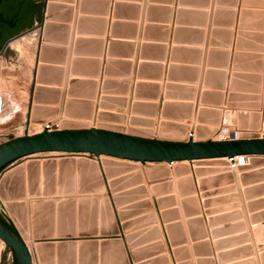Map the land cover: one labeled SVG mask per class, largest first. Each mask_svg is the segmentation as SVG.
<instances>
[{
    "label": "water",
    "instance_id": "1",
    "mask_svg": "<svg viewBox=\"0 0 264 264\" xmlns=\"http://www.w3.org/2000/svg\"><path fill=\"white\" fill-rule=\"evenodd\" d=\"M92 2L94 1L47 0L43 12L44 19L46 15L47 21L43 19L44 23L20 33L3 47L0 52V73L2 57L9 48L8 46L15 39L42 26L39 65L36 74L37 85L33 101L42 103L45 102L46 97H49L52 89L44 86L45 83H56L59 86L64 81L63 98L66 97L68 86H70L68 95H73L76 86L72 78L76 71L72 65L74 62L72 55L79 53L80 39L76 35L81 34L80 26L84 19V17H79V13H93ZM67 4H74V6ZM98 4L101 5V11L104 10L106 13L108 1L101 0ZM167 12L170 17L171 10L168 9ZM180 12L181 10L179 15ZM166 21L170 19L167 18ZM68 24H72V27L70 28ZM69 38L66 62L65 49L59 45L66 44ZM51 59L58 65L67 64L64 78L61 68L47 65ZM233 80L235 77H232V83ZM53 91L58 100L59 89H53ZM87 94L90 98L95 96L94 86L87 87ZM205 94L206 97L211 95V93ZM219 98H222V95H219ZM109 102L110 100L105 97L100 100L102 108L107 107ZM221 102L220 100L219 104ZM239 102V98L230 95L227 104L230 109L243 107V110L238 113V127L244 130L247 127L246 109L250 108L240 105ZM78 112L69 103L65 104V101H62L60 110L56 107L34 106L30 119L32 124L54 125L58 123L60 130H46L32 136L18 137L0 145V172L21 159L43 153L91 155L96 158V161L79 159L77 162L73 158L61 159L59 162L47 160L42 165L28 163L26 166H17L4 174L0 181V196L8 202L4 206L15 224V229L0 220V238L12 249L16 264H34L33 257L36 264H131V262L134 264H167L169 260L165 256L142 262L152 254L153 249H163L165 241L160 242L162 236L169 241L173 260L177 264H192L185 261L180 254L182 250L180 248L187 239L182 224L178 223L180 218L178 210L171 208L176 205L175 197L165 196V193H171V183L151 185V195L155 197V204L160 212L159 221L164 225L163 232L159 225L144 228V225L153 224L156 220L154 214L140 217L142 213L155 207L150 201L144 200L149 194L147 189L145 187L130 189L131 185L136 183L134 181H137L136 177H115L129 171L130 169L126 168L128 165L119 163V165L108 166L103 160L101 161L103 157L169 166L182 162L203 163L226 159L234 163V158L250 157L249 161L244 159V162H247L246 165L238 166L237 171L240 172L264 165V139L262 138L250 137V135L241 133L239 139L208 140L211 135L216 134L217 126L221 123V110L210 111L213 117L209 119L208 127L203 125L205 122H201L190 130L191 137L186 141L176 138H155L151 130L155 122L141 123L135 118L130 119L132 127H128L127 133L123 129L84 126L86 123L82 122H89L93 119V102L87 103L82 113ZM121 112H123L122 109H119L118 114ZM122 114L112 115L99 112L97 118L101 121L120 124L125 118ZM63 117L65 119H62ZM139 127H149L150 130H142ZM250 128L256 130L259 124L256 123ZM188 130V126H170L164 123L159 125V133L165 137L169 135L183 137ZM214 171L217 170H206L196 165L193 172L198 178H202ZM175 172L176 174L190 173V168L186 167L185 170ZM155 174L164 175L163 177L169 175L153 168L146 170L149 180L156 179ZM227 177L229 179H226ZM262 177V172L259 171V173L242 174L240 178L245 183H252V180L263 181ZM230 181H232L230 175L198 180L197 185L207 216L215 212L212 206L223 203L227 204L218 207L217 211H237L239 207L237 195L211 199L209 196L221 192L207 191L209 187L218 186L220 182ZM178 184L180 196H190L196 193L190 178L179 180ZM232 188L228 192L232 191ZM105 192L107 196L104 195ZM244 195L248 200L256 195H264V184L246 189ZM240 197L241 201H244L242 192ZM196 201V197H187L181 201V205L187 216H196L194 219L187 220V226L190 237L198 244L196 245L197 251L205 256V258L198 259L197 264H216L212 259L204 221L197 217L201 210ZM237 212L239 216L236 215V218L245 217L251 221L252 225L255 224L252 229L249 223L248 237L261 249L259 260L260 264H264V200L248 202L243 212ZM248 213L250 216L247 217ZM208 222L211 228L217 224L212 222V219ZM226 230L229 229H212L210 233L215 239L213 245L217 251L216 262L218 264H258L257 259L252 258V245L244 244L228 249L229 246L235 244V238L233 240L232 238L217 239L227 234ZM54 238L58 239L57 243L53 242ZM33 240L40 241L34 245ZM76 240L79 242L77 243ZM26 241L31 242V251Z\"/></svg>",
    "mask_w": 264,
    "mask_h": 264
},
{
    "label": "crops",
    "instance_id": "2",
    "mask_svg": "<svg viewBox=\"0 0 264 264\" xmlns=\"http://www.w3.org/2000/svg\"><path fill=\"white\" fill-rule=\"evenodd\" d=\"M93 1V13H79V17L84 19L80 26L81 34L76 35L80 39L79 53L72 55L74 61L72 65L76 71L72 78L76 86L75 92L73 90V95L69 96L70 86H68L66 97L63 98L64 81L59 86L56 83H45L44 86L52 90L45 102L33 101L29 121L34 106L56 107L60 110L62 101H65V104L69 103L73 109L81 113L87 103L93 102V118L99 112L116 115L118 110L122 109L124 121L115 124L128 125L131 118L138 119L141 123L153 121L155 122L151 129L153 133L157 132V127L161 123L170 126L188 125L191 129L193 122L196 125L205 122L203 125L208 127L207 123L213 117L210 111L221 110V121L226 117V111H234L238 120V113L243 110V107L235 109L228 107L229 96L232 95L240 99V105L250 108L246 109V112H250H247V127L244 130L249 133L264 129V0H172V2L169 0H107L106 13L104 10L101 11V5L98 4L101 0ZM67 5L74 6V4ZM168 9L171 10L170 17ZM167 18L170 21L167 22ZM68 25L72 27V24ZM69 43L70 38L66 44L59 45L65 49L66 62ZM33 53L34 50L29 54V59ZM49 61L51 62H47V65L50 67H59L63 70L64 78L67 64L58 65L52 62L53 59ZM2 64L3 57L1 67ZM1 75L2 68L0 100ZM232 77H235L233 83ZM89 85L94 86L96 92L91 98L87 94ZM53 89H59L58 100ZM204 93H211V95L206 97ZM219 95H222V98H219ZM102 97L110 100L105 108H102L100 103ZM220 100L222 102L219 104ZM23 113L25 115V112ZM256 123L259 124V128L251 129L250 126ZM139 129L150 130L149 127H139ZM184 163L191 162L180 164ZM212 169L217 170L212 172L215 175H204L202 178L195 175L194 169H190V173H175L165 177L155 174L156 179L152 181L147 176H143L141 178L144 181L141 183L135 181L136 183L131 185L130 189L145 187L148 191V185L171 183V193H165V196L175 197L176 205L171 208L178 210L179 214L184 212L181 201L187 197H196L201 210L197 217L203 219L209 241L212 238L210 234L212 229L208 228L210 218L205 217L203 198L197 185L199 179L209 180L218 175L219 177L230 175L232 181L220 182L217 188L219 191L228 192L233 187L234 192L231 194L237 195L239 204L237 211L240 212L244 210L242 207L244 201L247 204L251 201L264 200V195H256L251 200L244 195L246 189L264 184V165L237 173L233 170H224V167ZM259 171L262 172L263 181L252 180V183H245L240 178L242 174L259 173ZM122 174L132 177L131 171ZM188 178L194 184L196 193L190 196L185 195L183 198L180 196L178 181ZM241 192L244 201H241ZM176 196H179V199L176 200ZM226 196L225 194L224 197ZM152 197L148 194L144 200L153 201ZM153 213L151 209L142 213L140 217ZM157 216L156 214V221ZM184 216L186 220L196 217L187 216L186 213ZM182 217L183 215H180L178 223H181L184 229ZM152 225H159L163 232L164 225L160 221L144 225V228ZM234 232H236L233 235L236 236V242L232 248L244 244L252 245V258L257 259L260 264L261 249L249 240L248 231ZM184 234L188 239L189 231H184ZM245 236L248 238L245 239ZM161 241H165L163 249H153L152 253L156 255L150 257L149 261L167 255V247H165L167 240L162 236ZM76 242L78 243L79 240ZM212 259L214 260L213 256Z\"/></svg>",
    "mask_w": 264,
    "mask_h": 264
},
{
    "label": "rangeland",
    "instance_id": "3",
    "mask_svg": "<svg viewBox=\"0 0 264 264\" xmlns=\"http://www.w3.org/2000/svg\"><path fill=\"white\" fill-rule=\"evenodd\" d=\"M37 2V4H39L41 6V11L44 12V8H45V4L47 2V0H35ZM43 12H42V16L41 19L38 20V22L33 25L32 27H23L20 31V33L25 32L26 30H29L35 26H37L38 24L43 22L44 16H43ZM43 31V27H37L35 30H33L30 33H27L26 35H23L21 37H19V39H15L7 48V50L4 52L3 54V64H2V75H1V100H0V145L11 141L15 138L18 137H23V136H32L35 134H38L40 132V125L37 124H31L29 121V117H30V110L31 107L33 105V96H34V90H35V85H36V70H37V65L39 63V51H40V45H41V34ZM34 43L35 42V49H34V53L31 55L29 60H24L23 59V51L22 48L23 46H25L28 43ZM26 47V46H25ZM2 49V47H1ZM34 55V56H33ZM26 61V62H25ZM30 61V62H29ZM31 63V64H30ZM30 65V66H29ZM26 66H29V72L28 75H23V70L24 68H26ZM33 68V69H32ZM31 73V74H29ZM25 112V115H23ZM250 112V111H247ZM118 114V113H117ZM122 114V112H121ZM24 116V117H23ZM81 122V121H80ZM82 123H86L84 124V126H88L91 128H108V129H115V130H125V133H127V129L129 126L132 127V125L130 124V119L128 121V125H122L119 126V124H115V123H111V122H106V121H101L97 118V115L93 118V120L89 121V122H82ZM193 124V123H192ZM188 126V125H185ZM196 123H194V127H196ZM193 127V126H192ZM191 127V128H192ZM219 130L217 129L216 134L211 135L208 140L209 141H219V140H232V139H239L240 134L237 135V137H233L232 133H242L245 132L248 135H250V137H255V138H262L264 139V129H261L259 131H254V132H249L247 133L245 130L242 131L239 129L238 127V120L236 117V114L234 111H226V117L223 118V120L221 121L219 127ZM60 130V129H59ZM190 127H189V132L188 134H186L183 137L180 136H173V135H169V136H163L159 133V127H157V132L154 133L155 138H176L179 139L180 141H186L191 137V131H190ZM224 130H228V134L224 133ZM250 131V130H249ZM190 134V135H189ZM189 135V137H187ZM193 136V135H192ZM179 137V138H178ZM65 158H73L75 160V162H77L79 159H89V160H94L96 161V158L94 156L91 155H69V154H63V153H43V154H38V155H34L31 157H27L24 159H21L19 161H17L16 163L12 164L11 166H9L8 168H6L4 171L0 172V181L2 179V177L4 176V174H6L7 172H9L10 170H12L13 168L20 166V165H24L26 166L28 163H40L41 165L45 162H47V160H54L55 162H59L61 159H65ZM103 160V162H105L108 166H115V165H119V163H126L128 165V167H126L129 171H131L132 173V177H136L138 183H141L142 180L141 177L143 176H147L146 175V170L149 168H153L156 171H161V172H166L170 175H175V171L177 170H185L186 167H189L190 169H195V166L198 165L200 166L202 169H204V167H208L206 170H211L212 168L215 167H220V168H225L224 170L228 169V170H233L234 173L237 171L238 168V161H235V165H231V162H229L228 160H223V161H214V162H203V163H187V164H173V166H167L166 164H152V163H140V162H130V161H119V160H114V159H108V158H101V161ZM176 168H175V167ZM210 175H215L214 173H208V175L205 176H210ZM220 175H218L217 177H219ZM225 176V175H224ZM221 176V177H224ZM92 177V175L90 176V178ZM117 177H124V175L119 174ZM216 177V178H217ZM141 178V179H140ZM103 179V177H102ZM211 179V178H209ZM226 179H229V177H227ZM219 180V179H218ZM136 181V180H134ZM152 181V180H151ZM102 182V181H101ZM149 182V181H148ZM220 185V184H219ZM219 187V186H218ZM148 193L149 195H151V185H148ZM209 192H214V191H218L221 193H216V194H212L211 196H209V198L211 199H217L219 197H224L225 193L227 196H231L232 192H234V190L230 191V192H222L219 191V189L217 188V186L214 187H209L207 189ZM105 196H107V192L104 193ZM102 196V195H101ZM101 198V197H100ZM177 198L179 199V196H176V200ZM153 201H150L151 204L155 205V207L153 206V214L155 215L156 218V214L158 215V222H159V210L157 209V206L155 204V198L152 197ZM8 202L4 201L1 196H0V218L5 221L7 223V225L12 226L15 229V224L10 216V214L8 213L7 209L5 208V204H7ZM227 204V203H226ZM225 203L223 204H218V205H214L211 208L213 210H215L214 213H212L211 216H208V218L212 219V222L217 223L216 225H214V227H208L209 229H213V230H220V229H229L226 230L228 231L227 234L217 238V239H223L225 238H229L231 240H233L234 238L236 239V236H233L236 232L233 231H249V223H250V227L253 229L254 225H252L250 220H247L245 217L242 218H236V213H238L237 211H233L232 210H223V211H217L218 207H223L224 205H226ZM244 205L246 206V203L244 201ZM242 205V207L244 206ZM156 213V214H155ZM232 213V214H231ZM184 212L180 213L179 215H183L182 219L184 220V230L183 231H189V228L187 226V220L185 219L186 216H184ZM249 214V213H248ZM205 216V215H204ZM239 216V215H238ZM250 216V214H249ZM136 217V216H135ZM207 217V215L205 216ZM214 218V219H213ZM156 220L154 222H157ZM262 221H260L261 223ZM36 240H33V242ZM215 239L210 238L208 241V244L211 247V253L212 256L214 257V260L216 262V255H217V251L214 249V243ZM30 241H26L27 245L30 246L29 248H31V243H29ZM37 242V241H36ZM169 241H166V246L167 247V255H165V257H167V259L169 260L167 264H177L174 260H173V254H172V247L169 245V243H167ZM2 244V242L0 241V245ZM34 244V243H33ZM36 245V244H34ZM196 245L197 242H195L194 240H192V238L189 235V238L187 239L186 243L183 244L181 246L180 249V254L183 256V259L185 261H189L192 264H197V260L200 258H205L204 255H201L202 253L197 251L196 249ZM3 247V248H2ZM231 246H229V248H231ZM2 250L0 249V264H16L15 261V256L14 253L12 251L11 248H9L8 246H6L5 244L1 245ZM228 248V249H229ZM184 249V250H183ZM227 249V248H226ZM198 252V253H197ZM154 253H152L148 258H146L145 260H143L142 262H147L149 261V259H151L150 257H153ZM153 259V258H152ZM174 261V262H173ZM195 262V263H193ZM131 264H134L131 262ZM216 264H218L216 262Z\"/></svg>",
    "mask_w": 264,
    "mask_h": 264
},
{
    "label": "flooded vegetation",
    "instance_id": "4",
    "mask_svg": "<svg viewBox=\"0 0 264 264\" xmlns=\"http://www.w3.org/2000/svg\"><path fill=\"white\" fill-rule=\"evenodd\" d=\"M42 12L41 6L35 0H0V44H2V49L8 41L20 35L21 27L35 25L41 19ZM2 49L0 48V52Z\"/></svg>",
    "mask_w": 264,
    "mask_h": 264
},
{
    "label": "bare ground",
    "instance_id": "5",
    "mask_svg": "<svg viewBox=\"0 0 264 264\" xmlns=\"http://www.w3.org/2000/svg\"><path fill=\"white\" fill-rule=\"evenodd\" d=\"M44 21H45V22L47 21V19H46V15H45V19H44ZM44 21H43V23H44ZM35 47H36V46H35V42H34V43H30V42H29V43L26 45V47H25V49H24V51H23V56H22L24 60H26V59L29 60V56H30L29 54L32 52V50L35 49ZM33 56H34V55H33ZM25 62H26V61H25ZM29 62H30V61H29ZM30 64H31V63H30ZM29 66H30V65H29ZM29 66H26V68H24V70H23V75H28V72H29ZM32 69H33V68H32ZM29 74H31V73H29ZM58 125H59V124H58ZM193 128H195V127H194V122H193V127H192L191 129H193ZM223 132H224V133H227V134L229 133L228 130H224ZM242 133H245V132H242ZM232 134H233V136H237V135H239V134H241V133H237V132H236V133H232ZM245 134H246V133H245ZM189 135H190V134H189ZM189 135H188V136H189ZM244 159L247 160V161H249L250 157H247V158L237 157V159L234 158L233 161L236 160V161H238V164H240V165H246L247 162L245 163V162H244V161H245ZM226 160H228L229 162H231L232 167H233V165H235V161H234V163H233V162H232L231 160H229V159H226ZM240 160H242V161L240 162ZM116 161H117V160H116ZM248 164H249V163H248ZM238 166H239V165H238ZM226 170H228V169H226ZM237 170H238V169H237ZM235 172H236V171H235ZM243 207H245V206H243ZM57 240H58L57 238H56V240L53 239V242L56 241L55 243H57V242H58ZM99 240H100V239H99ZM0 241L2 242V244H5L4 241H3V239L0 238ZM36 241H37V240H36ZM36 241H34L33 243L36 244ZM39 241H40V240H38L37 242H39ZM45 241H46V240H45ZM27 242H28V241H27ZM29 243H31V242H29ZM2 244H1V245H2ZM1 245H0V249L2 250L3 247L1 248ZM5 245H6V244H5ZM6 246H7V245H6ZM29 247H30V246H29ZM29 249H30V251H31V248H29ZM32 256H33V255H32ZM33 262H34V264H36V263H35V260H34V257H33Z\"/></svg>",
    "mask_w": 264,
    "mask_h": 264
},
{
    "label": "built area",
    "instance_id": "6",
    "mask_svg": "<svg viewBox=\"0 0 264 264\" xmlns=\"http://www.w3.org/2000/svg\"><path fill=\"white\" fill-rule=\"evenodd\" d=\"M39 127H40V132L39 133H41L43 131H46V130H48V131H56V130L60 129L58 123H56L54 125H48V124L40 125ZM235 137H237V136H235Z\"/></svg>",
    "mask_w": 264,
    "mask_h": 264
},
{
    "label": "trees",
    "instance_id": "7",
    "mask_svg": "<svg viewBox=\"0 0 264 264\" xmlns=\"http://www.w3.org/2000/svg\"><path fill=\"white\" fill-rule=\"evenodd\" d=\"M25 4H27V2H25ZM37 8H39L38 6H37ZM20 29H22V27L20 28ZM1 46H2V44H0V48H1ZM0 220L1 221H3L1 218H0ZM5 224H7L5 221H3ZM10 226V225H9ZM11 228H13L12 226H10ZM14 229V228H13Z\"/></svg>",
    "mask_w": 264,
    "mask_h": 264
}]
</instances>
